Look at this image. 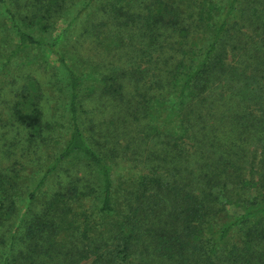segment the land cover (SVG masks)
<instances>
[{
    "label": "trees",
    "instance_id": "1",
    "mask_svg": "<svg viewBox=\"0 0 264 264\" xmlns=\"http://www.w3.org/2000/svg\"><path fill=\"white\" fill-rule=\"evenodd\" d=\"M0 23L67 100L27 68L0 87V264H264V0H0Z\"/></svg>",
    "mask_w": 264,
    "mask_h": 264
},
{
    "label": "rangeland",
    "instance_id": "2",
    "mask_svg": "<svg viewBox=\"0 0 264 264\" xmlns=\"http://www.w3.org/2000/svg\"><path fill=\"white\" fill-rule=\"evenodd\" d=\"M0 23V87L7 85L6 82L11 77H19L17 75L22 69H31L36 75L37 84L41 86L45 93V98L41 101L51 112L64 114L66 97L61 89L65 86L64 78L62 77L63 69L56 62L55 57L50 52H42L40 49H28L26 52L18 53L10 62H6L11 54V48L15 45L10 31ZM13 74L6 76V74ZM57 103L63 104L62 110H58ZM33 177H28L24 180L29 186L33 185Z\"/></svg>",
    "mask_w": 264,
    "mask_h": 264
}]
</instances>
